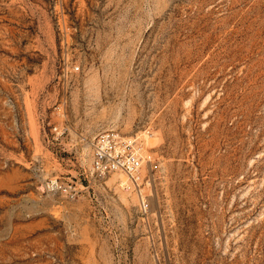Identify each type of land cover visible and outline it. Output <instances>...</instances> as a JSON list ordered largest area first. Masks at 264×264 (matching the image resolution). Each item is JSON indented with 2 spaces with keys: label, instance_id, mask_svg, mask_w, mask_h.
I'll use <instances>...</instances> for the list:
<instances>
[{
  "label": "rangeland",
  "instance_id": "374dc122",
  "mask_svg": "<svg viewBox=\"0 0 264 264\" xmlns=\"http://www.w3.org/2000/svg\"><path fill=\"white\" fill-rule=\"evenodd\" d=\"M0 264H264V0H0Z\"/></svg>",
  "mask_w": 264,
  "mask_h": 264
},
{
  "label": "built area",
  "instance_id": "2783aa9c",
  "mask_svg": "<svg viewBox=\"0 0 264 264\" xmlns=\"http://www.w3.org/2000/svg\"><path fill=\"white\" fill-rule=\"evenodd\" d=\"M92 171L100 176L108 173L124 172L131 182L138 183L141 180V168L143 157L132 146L121 140L118 134L103 132L95 137L92 143ZM146 209L147 200L142 199Z\"/></svg>",
  "mask_w": 264,
  "mask_h": 264
},
{
  "label": "bare ground",
  "instance_id": "6f19581e",
  "mask_svg": "<svg viewBox=\"0 0 264 264\" xmlns=\"http://www.w3.org/2000/svg\"><path fill=\"white\" fill-rule=\"evenodd\" d=\"M121 177H122V176H121ZM123 179H124V178H123ZM124 182H126V181H124V180H123V182H122V183H124Z\"/></svg>",
  "mask_w": 264,
  "mask_h": 264
}]
</instances>
